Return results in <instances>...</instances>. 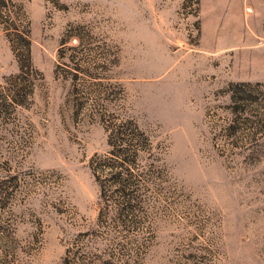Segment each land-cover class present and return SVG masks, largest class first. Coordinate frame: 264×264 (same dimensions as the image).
Wrapping results in <instances>:
<instances>
[{
  "label": "rangeland",
  "instance_id": "rangeland-1",
  "mask_svg": "<svg viewBox=\"0 0 264 264\" xmlns=\"http://www.w3.org/2000/svg\"><path fill=\"white\" fill-rule=\"evenodd\" d=\"M0 264H264V0H0Z\"/></svg>",
  "mask_w": 264,
  "mask_h": 264
},
{
  "label": "trees",
  "instance_id": "trees-1",
  "mask_svg": "<svg viewBox=\"0 0 264 264\" xmlns=\"http://www.w3.org/2000/svg\"><path fill=\"white\" fill-rule=\"evenodd\" d=\"M112 131H109V142L112 146L110 155L96 156L92 159L90 167L99 182L101 196L106 195L108 190L106 184L110 183L118 184L117 192L130 197L131 192L127 188L133 180H129L128 176L124 175L127 173L124 170H130V166L142 156V153H151L149 149L151 142L146 132L137 126L133 130L124 123L118 128H113Z\"/></svg>",
  "mask_w": 264,
  "mask_h": 264
}]
</instances>
